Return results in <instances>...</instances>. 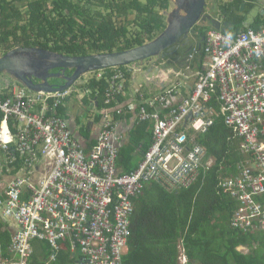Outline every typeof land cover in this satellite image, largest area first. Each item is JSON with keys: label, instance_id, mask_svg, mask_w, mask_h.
<instances>
[{"label": "built area", "instance_id": "obj_1", "mask_svg": "<svg viewBox=\"0 0 264 264\" xmlns=\"http://www.w3.org/2000/svg\"><path fill=\"white\" fill-rule=\"evenodd\" d=\"M200 53L201 67L172 69L165 86L148 87L147 96L137 85L140 74L125 69L99 74L96 81L109 84L101 106L88 88L95 78L81 80L98 119L89 123L93 144L72 128L68 109L78 88L34 93L16 83L0 86V216L12 227L10 252L19 257L2 255L0 264H29L35 242L49 244L50 262L68 244L77 264H123L134 199L155 183L169 192L192 187L215 163L198 138L220 116L246 157L238 175L222 181L239 202L232 226L264 231V27L236 36L211 29ZM143 123L151 124L150 148L135 170L122 172L123 126Z\"/></svg>", "mask_w": 264, "mask_h": 264}, {"label": "trees", "instance_id": "obj_2", "mask_svg": "<svg viewBox=\"0 0 264 264\" xmlns=\"http://www.w3.org/2000/svg\"><path fill=\"white\" fill-rule=\"evenodd\" d=\"M259 1L234 0L229 4L227 19L233 28L226 32L236 36L246 31L248 15ZM241 5L245 6L242 14L238 13ZM170 7L171 0H0V57L17 47L73 57L134 49L165 30L163 12ZM263 26L264 15L259 12L250 27L260 30ZM211 29L214 27L207 29L204 38ZM203 58L204 53H200L194 64L201 67ZM120 69L131 75L126 68ZM96 80L88 88L101 106L109 84ZM83 103L87 107L88 98ZM66 113L60 110L61 115ZM72 128L75 135L94 143L91 125L82 127L78 134L77 127ZM151 135L147 123L128 133L118 161L122 172L136 169L150 148ZM198 142L215 164L203 170L188 189L169 192L155 183L134 200L132 236L123 264H180L181 248L188 264H264V231L244 233L233 228L239 202L222 186V178L237 176L238 165L246 160L240 153V139L220 116ZM11 242L9 225L0 216V252L4 256H8ZM68 246L64 244L57 261L51 264H77V256L71 259ZM50 256L49 244L38 242L30 264H48Z\"/></svg>", "mask_w": 264, "mask_h": 264}, {"label": "water", "instance_id": "obj_3", "mask_svg": "<svg viewBox=\"0 0 264 264\" xmlns=\"http://www.w3.org/2000/svg\"><path fill=\"white\" fill-rule=\"evenodd\" d=\"M207 1L171 0V7L163 12L167 24L165 30L153 41L130 50L73 57L40 48H14L0 57V76L6 88L16 83L34 93H57L72 88L84 76L95 71L128 67L132 73L135 68L143 66L140 75L145 78L147 86L163 88L172 70L168 61L161 65L155 62L174 56L177 43L189 38L199 22L208 21L217 30L233 28L232 23L222 26L220 20L204 16ZM151 59L154 61L148 62ZM148 63L151 65L147 67ZM67 71L73 74L67 76ZM51 80H60L61 83L52 84Z\"/></svg>", "mask_w": 264, "mask_h": 264}, {"label": "flooded vegetation", "instance_id": "obj_4", "mask_svg": "<svg viewBox=\"0 0 264 264\" xmlns=\"http://www.w3.org/2000/svg\"><path fill=\"white\" fill-rule=\"evenodd\" d=\"M234 0H228L227 2H219V0H208L207 5L204 10V16H212L217 20H220L222 23V26H225V24L228 25V19L227 14L229 12L230 6L229 4L233 3ZM236 7H233V10H235ZM245 6L241 5L239 7L238 13L242 14L245 10ZM211 25L208 21L206 22H199L193 29V33H190L189 38L186 40L181 39L177 45L176 50L177 53L174 56H166L165 59H160L157 61V65H161L162 63H165L166 61L169 62V69L172 70H179L182 69L190 64H193L196 60L197 55L200 54L202 47H203V40L204 35L208 28H210ZM193 39L196 40L197 46H193ZM189 40V41H188ZM149 61H154V59H151ZM73 72H66L67 76H71ZM36 82V80H35ZM52 84H60L59 82H56L55 80H51Z\"/></svg>", "mask_w": 264, "mask_h": 264}, {"label": "rangeland", "instance_id": "obj_5", "mask_svg": "<svg viewBox=\"0 0 264 264\" xmlns=\"http://www.w3.org/2000/svg\"><path fill=\"white\" fill-rule=\"evenodd\" d=\"M228 0H219V2H227ZM261 1V0H260ZM258 4H260V3H258ZM257 4V5H258ZM257 5H256V7L254 8V12L252 11V13L250 14V15H248V19H247V22H246V25H248V24H250L253 20H254V18L259 14V12L260 11H258L259 9H260V7L259 8H257ZM264 4H262V6H261V8L262 7H264L263 6ZM245 10V9H244ZM192 45L193 46H197V42H196V40L195 39H193V43H192ZM148 62H150V61H148ZM150 63H152V62H150ZM150 63H148L147 64V67L148 66H150L151 64ZM142 68V67H141ZM141 68H139V69H136V70H134L133 71V73H135L136 74V72H137V74L139 75V74H141ZM183 73V72H182ZM93 76V74H88V75H86V76H84L83 77V81H85V80H90V78ZM133 76L134 75H132V77H131V80L133 79ZM182 78V77H181ZM56 81V80H55ZM170 82V81H169ZM147 82H146V80H145V78L143 77V76H141V75H139L138 76V78H137V85H138V88H141V89H143V90H145V91H147V89H146V84ZM133 84H131V86H132ZM79 89V93H77V95L74 97L75 99H73L72 101H71V107H76V109H81V111H82V114H80V116L79 117H75V119H76V121H77V123H78V125H79V128L77 129V131L78 132H80L81 131V128L82 127H88V125H89V122L91 121L90 119H95L96 117V113H95V110L93 109V108H88L89 107V105L87 106V107H85L84 105L83 106H81V103L77 100V96L78 95H80L81 97L83 96V94H84V90H81L80 89V87L78 88ZM84 97H86V98H88V100H89V95H85L84 94ZM75 109V110H76ZM75 110L72 108L70 111L71 112H69V115L70 116H75L76 115V112H75ZM72 121H74V120H72ZM95 130H96V128H95ZM0 211H2V208H0ZM241 251H243V252H245V253H247V250L246 249H243V248H241Z\"/></svg>", "mask_w": 264, "mask_h": 264}, {"label": "crops", "instance_id": "obj_6", "mask_svg": "<svg viewBox=\"0 0 264 264\" xmlns=\"http://www.w3.org/2000/svg\"><path fill=\"white\" fill-rule=\"evenodd\" d=\"M259 3L260 4H258L257 5V8H259L260 7V9L258 10V11H260L263 15H264V7H262L261 8V6H262V4H264V0H261V1H259ZM264 6V5H263ZM254 12V11H253ZM257 17V16H256ZM256 17L254 18V20L250 23V24H248V25H246V27H250L251 26V24H253L254 23V21H255V19H256ZM264 27V26H263ZM0 82H3V80L2 79H0ZM3 85H5V84H3V83H0V86H3ZM85 88V87H84ZM154 88L155 87H151V90H154ZM146 89H147V91H145V90H143L142 89V92H145L144 94L147 96L148 95V93H149V88L148 87H146ZM83 97V96H82ZM82 97L80 96V95H78L77 96V100L81 103V106H83L82 104H84L83 103V101H80V99H82ZM75 99V98H74ZM76 109V107L74 108V107H71V103H70V107H69V109H68V113L69 112H71L70 110L71 109ZM75 112H76V115L75 116H72V118H71V120H74V121H72V125L73 126H77V127H79V125H78V123H77V121H76V119H75V117H79L80 116V114H81V109H76L75 110ZM67 114V113H66ZM70 116V115H69ZM128 117H129V114H126L125 115V117H124V120H126L127 122L129 121V119H128ZM77 123V124H76ZM90 123V122H89ZM90 125V124H89ZM128 124H126V126H123V128L125 129V130H127L128 132H130L131 131V129H130V126L128 127L127 126ZM148 127H149V129L151 128V124H148ZM150 131H151V129H150ZM235 135V134H234ZM238 138V137H237ZM239 145H240V153L244 156V158H245V155L242 153V149H241V140H240V143H239ZM212 158V157H211ZM214 159V158H213ZM214 162H215V160H214ZM242 163V162H241ZM240 163V164H241ZM215 164V163H214ZM240 164L238 165V170H239V166H240ZM239 173V172H238ZM230 177H234V175H231ZM224 179H226V178H222V181L224 180ZM148 188H149V186H148ZM9 225V230L11 231V233H12V227H11V225L10 224H8ZM36 243H38V242H35V244ZM40 243V242H39ZM1 246V245H0ZM69 248V247H68ZM62 251H63V249H62ZM68 252H69V254H70V249H68ZM3 255V253L2 252H0V257ZM4 256V255H3ZM2 256V257H3ZM70 256H71V259H73V257H72V255L70 254ZM186 258V263H184L183 262V258ZM180 264H188V258H187V256L184 254V250L181 248V257H180Z\"/></svg>", "mask_w": 264, "mask_h": 264}, {"label": "bare ground", "instance_id": "obj_7", "mask_svg": "<svg viewBox=\"0 0 264 264\" xmlns=\"http://www.w3.org/2000/svg\"><path fill=\"white\" fill-rule=\"evenodd\" d=\"M120 68H122V67H116V68H110V69H105V70H99V71H95V72H92V73H90V74H93V77L95 78V79H98V76H99V74H101V73H104V75H111L112 74V71L114 70V69H120ZM123 68H125V67H123ZM106 70H110V71H106ZM120 70H124V69H120ZM107 72L109 73V74H107ZM106 81L107 82V80H105V79H100V81ZM132 126H130V129L132 130ZM124 129V128H123ZM124 131L125 132H127V133H129L127 130H125L124 129ZM146 190V189H145ZM144 193V192H143ZM135 200V199H134ZM134 207H135V204H134ZM135 212V211H134ZM11 246H12V242H11V245H10V247H9V254H8V256H5V257H8L9 259H11V260H16V259H19V257L18 256H16L14 253H11L10 252V248H11ZM34 254H35V243H34V253H33V255L31 256V258H30V260H29V264L32 262V259H33V256H34ZM50 259V258H49ZM48 259V264H51L52 262H50V260ZM57 261V260H56ZM56 261H54V262H56Z\"/></svg>", "mask_w": 264, "mask_h": 264}, {"label": "clouds", "instance_id": "obj_8", "mask_svg": "<svg viewBox=\"0 0 264 264\" xmlns=\"http://www.w3.org/2000/svg\"><path fill=\"white\" fill-rule=\"evenodd\" d=\"M213 27V26H212ZM248 28H251V27H248ZM129 70V69H128ZM0 79H2V77L0 76ZM3 80V79H2ZM81 80H83V78L81 79ZM81 80H79V82L81 81ZM79 82L75 85V86H73L72 88H74V87H76V88H79L80 86H79ZM0 83H3V82H0ZM4 84V83H3ZM14 84V83H13ZM12 85V84H11ZM150 86H152L153 87V85H150ZM150 86H147L146 85V87H150ZM3 87H4V89H8V88H6L5 87V85H3ZM71 89V88H70ZM80 89L82 90V89H84L83 87H80ZM69 90V89H68ZM77 95V94H76ZM86 98V97H85ZM85 98H83V100L85 99ZM84 105V104H83Z\"/></svg>", "mask_w": 264, "mask_h": 264}]
</instances>
